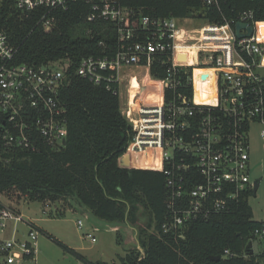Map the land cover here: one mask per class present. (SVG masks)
Returning <instances> with one entry per match:
<instances>
[{"label": "built area", "instance_id": "obj_1", "mask_svg": "<svg viewBox=\"0 0 264 264\" xmlns=\"http://www.w3.org/2000/svg\"><path fill=\"white\" fill-rule=\"evenodd\" d=\"M70 1L15 2L23 12L43 10L38 24L48 32L56 21L51 13L67 9ZM83 1L91 5L90 21L117 22L120 48L112 58H83L75 73L95 84H119L121 112L134 133L127 153L137 167H141L142 154L157 152L159 167L152 169L165 175L169 192L163 231L184 238L192 221L230 211L247 193L256 196L261 181L250 176L249 131L252 124H260L264 141V21L257 20L253 10L224 23L197 24L147 15L134 18L135 11L119 0ZM206 2L217 5L218 0ZM239 21L252 25L250 36L237 37ZM241 33L246 35L248 30ZM16 53L0 29V157L7 162L45 147L60 150L68 135L60 92L70 78V62L60 58L38 65L18 63ZM185 54L194 61L184 62ZM160 56L167 58L166 76L153 78L151 65ZM132 68L143 69L146 77L132 73ZM133 77L138 79L137 87ZM197 80L209 83L207 90L200 85L202 91L211 92L212 100L197 99ZM188 86L191 95L183 91ZM261 222L250 241H258V254L264 253V219ZM82 224L77 221L79 228ZM6 230L11 233L0 236V264H38L35 221L25 220L0 193V233ZM85 237L96 241L91 233ZM234 255L224 250L223 257Z\"/></svg>", "mask_w": 264, "mask_h": 264}, {"label": "trees", "instance_id": "obj_2", "mask_svg": "<svg viewBox=\"0 0 264 264\" xmlns=\"http://www.w3.org/2000/svg\"><path fill=\"white\" fill-rule=\"evenodd\" d=\"M15 1L0 0V29L17 48L16 62L38 65L60 58L70 62V78L60 92L68 135L60 150L45 147L38 153H21L9 162L0 157V193L19 201L27 198L51 204L75 196L96 217L118 225L135 222L138 207L145 208L147 223L137 237L141 248L128 249L119 261L111 262L88 260L70 249L84 264H264V253L253 254L248 247L255 229L262 225L253 218L249 193L228 212L192 221L181 238L162 229L169 214L165 175L157 169L121 163L134 133L121 112L119 84H95L75 73L83 58L115 56L120 48L117 22L90 21L91 5L71 0L67 9L51 13L55 25L46 32L38 24L43 10L23 12ZM119 2L135 11L134 18L147 15L188 23L193 19L197 24L224 23L253 10L256 19L264 21V0H218L217 5H208L206 0ZM167 68V58L157 57L151 76L164 78ZM182 81L188 83L187 74ZM133 83L137 87V79ZM183 91L191 95V87ZM225 249L235 255L223 257ZM213 255L221 259L213 260Z\"/></svg>", "mask_w": 264, "mask_h": 264}, {"label": "rangeland", "instance_id": "obj_3", "mask_svg": "<svg viewBox=\"0 0 264 264\" xmlns=\"http://www.w3.org/2000/svg\"><path fill=\"white\" fill-rule=\"evenodd\" d=\"M189 23H193V19ZM131 71L141 78L146 77L143 69L132 68ZM261 128L260 124L254 123L249 131L250 176L252 180L261 181L257 195L249 198L253 218L257 221L264 219V141L260 136ZM142 156L144 161L141 162V167H159L156 151L148 150ZM121 163L137 166V162L129 153L121 158ZM1 196L4 202L18 209L25 220L35 221L39 232L38 264H84L70 249L92 261H119V256H124L126 250L140 247L137 237L147 223L148 214L142 205L138 207L135 222L118 225L96 217L87 206L80 204L75 196L60 198L52 204L48 200L30 201L24 198L19 201L17 197L7 198L4 194ZM78 220H82L81 228L77 226ZM10 233L11 230H6L1 232L0 236L8 237ZM85 233L93 234L96 241L92 242L85 237Z\"/></svg>", "mask_w": 264, "mask_h": 264}, {"label": "water", "instance_id": "obj_4", "mask_svg": "<svg viewBox=\"0 0 264 264\" xmlns=\"http://www.w3.org/2000/svg\"><path fill=\"white\" fill-rule=\"evenodd\" d=\"M244 28H246L248 30V33L246 35L241 33V30ZM235 32H236L237 37H239V38H241L243 36H250L253 32V27H252V25H249L246 22L239 21L235 24ZM257 188H258V181L255 182V189L254 190H256ZM252 246H253V251H251V253L254 252V253L258 254V252H259L258 241L255 240L253 243L248 244L249 248H251ZM211 259L220 260L221 256L220 255H213V256H211Z\"/></svg>", "mask_w": 264, "mask_h": 264}, {"label": "bare ground", "instance_id": "obj_5", "mask_svg": "<svg viewBox=\"0 0 264 264\" xmlns=\"http://www.w3.org/2000/svg\"><path fill=\"white\" fill-rule=\"evenodd\" d=\"M181 59L184 62H186V63H192L194 61L193 60V56H191V58H188V54L183 55V57H181ZM203 72H207V71H204L203 70ZM133 76H136V75H133ZM206 76H207V79H210L211 78V76H209V75H206ZM133 78L136 79V77H133ZM199 80H197V99L198 100H208V101L212 100L213 98H212L211 92L210 91H202L201 85H200V84H204V88L207 90L209 83H200ZM137 81H138V79H137ZM142 155H141L140 162L144 161Z\"/></svg>", "mask_w": 264, "mask_h": 264}]
</instances>
